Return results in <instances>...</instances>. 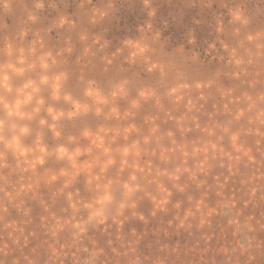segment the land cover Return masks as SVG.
Instances as JSON below:
<instances>
[{"label":"clouds","instance_id":"1","mask_svg":"<svg viewBox=\"0 0 264 264\" xmlns=\"http://www.w3.org/2000/svg\"><path fill=\"white\" fill-rule=\"evenodd\" d=\"M0 264H264V0H0Z\"/></svg>","mask_w":264,"mask_h":264}]
</instances>
